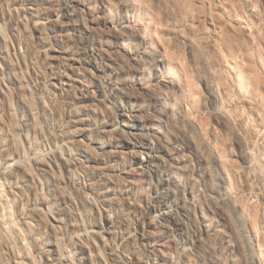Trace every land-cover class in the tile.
I'll list each match as a JSON object with an SVG mask.
<instances>
[{"label": "clouds", "instance_id": "9594fccd", "mask_svg": "<svg viewBox=\"0 0 264 264\" xmlns=\"http://www.w3.org/2000/svg\"><path fill=\"white\" fill-rule=\"evenodd\" d=\"M0 264H264V0H0Z\"/></svg>", "mask_w": 264, "mask_h": 264}]
</instances>
